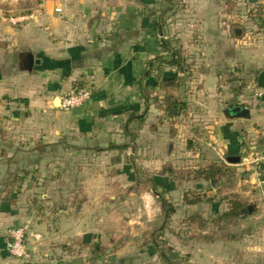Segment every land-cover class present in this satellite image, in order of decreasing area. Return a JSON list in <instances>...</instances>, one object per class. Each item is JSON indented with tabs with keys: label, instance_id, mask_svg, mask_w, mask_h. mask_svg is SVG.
<instances>
[{
	"label": "crops",
	"instance_id": "1",
	"mask_svg": "<svg viewBox=\"0 0 264 264\" xmlns=\"http://www.w3.org/2000/svg\"><path fill=\"white\" fill-rule=\"evenodd\" d=\"M161 1L143 3L151 7ZM123 2L74 0L57 9L64 16H32L34 22L17 34L16 49L0 62L6 105L0 127V264H16L5 248L12 227L28 225L31 249L45 255L55 251L49 246L56 242L86 239L105 228L115 221L114 208L127 201L129 225L135 229L143 225L139 218L150 221L158 213L169 241L173 221L196 222V264H264L251 255L253 249L264 252V164L253 170L242 165L246 154L264 152V90L239 80L248 74L257 84L264 51H243L236 60L228 32H217L223 43L213 44L186 92L180 74L158 61L163 49L152 16L145 17L143 28L131 16H100L106 5ZM83 87L92 89L91 101L63 112L61 98ZM169 97L186 104L176 118L168 115ZM236 108L250 110L251 118L236 117ZM230 157L240 158V164H230ZM195 160L194 175L181 179L174 172ZM212 165L243 169L250 192L237 197L253 210L247 215L239 210L238 221H256L258 241L252 233L236 237L228 230L237 221L224 218L233 195L221 192L230 180L217 177L212 186L213 180L198 175ZM45 177L55 182L49 191L63 181L70 202L53 210L52 201L46 202L41 215L28 208L26 198L47 194L35 184ZM162 194L175 210L167 222ZM186 194L200 202L187 204ZM174 233L173 240L179 238Z\"/></svg>",
	"mask_w": 264,
	"mask_h": 264
},
{
	"label": "rangeland",
	"instance_id": "2",
	"mask_svg": "<svg viewBox=\"0 0 264 264\" xmlns=\"http://www.w3.org/2000/svg\"><path fill=\"white\" fill-rule=\"evenodd\" d=\"M122 1H124L122 5L114 3L106 5L107 8L100 13V16H131L133 23L137 26L141 25V28H143L145 17L152 16L151 24L159 43L163 40L169 45L167 50L162 51V54L171 59V53L176 52L177 57L183 60V69L175 70L180 74V81L183 84L181 87H184L186 92L191 88L188 83L196 77L199 64L208 61L214 52L213 44L216 41L223 43L224 37H217V32L222 34L225 31L228 32L227 38L232 42V49H229V52L236 60H240V52L243 51H254L256 54L264 51V0H165L151 7L143 3L145 0ZM68 2L74 3V0H0V62L16 49L17 34L23 32L34 22L35 17L32 18V16H64L58 13L57 9ZM158 26L161 27V31ZM237 30L242 32L238 37L236 36ZM239 80L248 81L249 85L252 84L253 88L257 89V84L254 79L250 78V75L247 74ZM5 107L0 96V127L2 125L1 111ZM181 123L183 127L188 124L185 120ZM183 127L179 130L186 134V129ZM189 140L188 137H183V148H187ZM174 172L180 174L181 179H185L188 174L194 175L196 160L193 163L181 164V167ZM233 172V177H230V182L222 188L221 193H231L233 198L238 199L237 196H242V193L250 192L248 190L250 185L242 180L243 169ZM54 183L47 177L35 182V184H40L41 191L47 194L39 198L27 197V206L30 210L38 211L43 215L46 212V202L52 201V207H49L52 210L58 205H69L70 198L65 197L63 193L64 182L57 181L55 185L57 189L49 191L50 185L54 186ZM55 192L56 195H53ZM195 194H190L189 197L195 199ZM243 196L247 197L246 194ZM121 198L117 197L118 200ZM177 199V196L173 198V200ZM108 200L110 199L106 197L105 202ZM160 204L162 205L161 202ZM129 207L128 201L122 206L115 207L117 215L114 222L107 223L103 229L93 231L86 239L56 242L55 247L49 246L50 249L55 248V251L43 253L45 255L35 253L31 249L28 241L29 235H27L26 245L32 256L29 261L18 260L6 248L8 231L28 225L12 227L4 236L6 252L16 264H196V222L188 221L178 225V222L173 221L167 231L169 241L167 237L159 238L162 219L158 213L148 218L150 221H145L144 217L139 218L143 225L136 224L134 229L135 225H129L127 218ZM256 226V221L244 223L237 220L228 230L232 232V236L236 237H241L242 231L252 233L258 241L260 236L257 237ZM28 229L30 231L29 226ZM172 232L178 233L179 238L175 237L173 240ZM34 239L38 241L35 237ZM166 240L169 243L165 242ZM170 248L175 249L178 257H172ZM253 250L251 252L253 260L264 259V252ZM162 254L170 257V261L163 259Z\"/></svg>",
	"mask_w": 264,
	"mask_h": 264
},
{
	"label": "trees",
	"instance_id": "3",
	"mask_svg": "<svg viewBox=\"0 0 264 264\" xmlns=\"http://www.w3.org/2000/svg\"><path fill=\"white\" fill-rule=\"evenodd\" d=\"M159 28L161 31V27H159ZM160 46L162 47L163 50L164 49L167 50V47L169 45H168V42H165L162 40ZM158 61H161L163 64L167 65L170 68L178 69L179 71H181L183 69V60H182V58L177 57L176 52L171 53V59H168L165 57V55H163V56L158 58ZM170 84H174V83H170ZM167 104H168L167 112H168L169 117H171V118L178 117L180 115L181 111H183L186 108V104L178 102L173 97L168 98ZM260 173H261V171H260ZM198 175L201 177H205L206 181L210 182L211 180H213L217 177H220V178L227 177L230 180V177H233L234 172L231 169H224V168L219 167L218 165H212L208 169L198 172ZM195 179H196V176H195ZM261 181H264V177H263L262 173H261ZM184 200L189 205H196V203L200 202V200H196V198L195 199L189 198V196L187 194H186ZM160 201L162 203V208H163V211L165 214V220L167 222L171 218V216L175 210H174L172 203H170L169 200H167L163 194L160 197ZM228 205H229V210L226 214H224V218L231 219L233 221L240 219V213L238 211L241 209L246 211V215L249 213L247 205L242 203L237 198H233V199L229 200ZM159 233H160L159 238L163 239L164 237H166L165 227L161 228L159 230ZM153 236L157 237L156 235H153ZM165 242L169 243L167 240ZM158 247L159 246L156 244V248H158ZM169 251L172 253L171 254L172 257L173 256L178 257V253L175 251V249L170 248ZM161 257L163 259H165L167 262L170 261V257H166L163 254Z\"/></svg>",
	"mask_w": 264,
	"mask_h": 264
},
{
	"label": "built area",
	"instance_id": "4",
	"mask_svg": "<svg viewBox=\"0 0 264 264\" xmlns=\"http://www.w3.org/2000/svg\"><path fill=\"white\" fill-rule=\"evenodd\" d=\"M93 97V91L90 87L78 88L61 98L60 109L65 113H71L82 109ZM264 164L263 153H249L242 159V165L248 170L257 169ZM29 233L28 226L9 230L7 233L6 248L8 252L18 260L29 261L31 254L26 245V236ZM37 240L39 235L34 236Z\"/></svg>",
	"mask_w": 264,
	"mask_h": 264
},
{
	"label": "water",
	"instance_id": "5",
	"mask_svg": "<svg viewBox=\"0 0 264 264\" xmlns=\"http://www.w3.org/2000/svg\"><path fill=\"white\" fill-rule=\"evenodd\" d=\"M236 35L237 36L240 35V31L239 30L236 31ZM35 63H39V61L35 62ZM33 64H34V58H31L30 66H33ZM257 86H258L259 89L264 90V70L259 74V76L257 78ZM233 114L236 117L243 118V119H250L251 118L250 110H248L246 108H236V109L233 110ZM228 162L230 164L236 165V164H240L241 159L238 158V157H230V158H228ZM216 182H217L216 180H213L212 183H211L212 186H215ZM248 210H249V212H252L253 207L249 206Z\"/></svg>",
	"mask_w": 264,
	"mask_h": 264
}]
</instances>
